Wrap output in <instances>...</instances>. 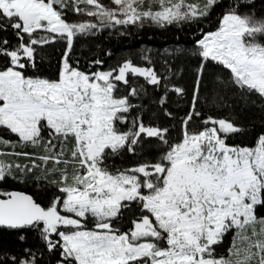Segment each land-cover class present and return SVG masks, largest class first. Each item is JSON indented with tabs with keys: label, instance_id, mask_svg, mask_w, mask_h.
<instances>
[{
	"label": "snow or ice",
	"instance_id": "6c2138e0",
	"mask_svg": "<svg viewBox=\"0 0 264 264\" xmlns=\"http://www.w3.org/2000/svg\"><path fill=\"white\" fill-rule=\"evenodd\" d=\"M0 133V264H264V0H0Z\"/></svg>",
	"mask_w": 264,
	"mask_h": 264
},
{
	"label": "trees",
	"instance_id": "16d2710c",
	"mask_svg": "<svg viewBox=\"0 0 264 264\" xmlns=\"http://www.w3.org/2000/svg\"><path fill=\"white\" fill-rule=\"evenodd\" d=\"M197 35V32L190 27H159L154 24H146L142 28L133 26L127 32L112 30L111 32L98 33L94 37L82 40L78 47L85 56L91 55L87 50L92 49L95 54L93 58L104 59L106 66L114 65L129 55L133 56L136 62L139 63L140 56L145 53L146 49H149L151 50L150 54L157 60V67H160L161 57L165 49L191 48ZM109 50L112 53L110 57L106 55ZM174 64L177 68L185 69L182 82L191 90L192 69L195 67V58L181 57L175 60ZM177 79H179V76ZM2 134L0 133V135ZM16 187L22 188L23 186L16 185Z\"/></svg>",
	"mask_w": 264,
	"mask_h": 264
},
{
	"label": "rangeland",
	"instance_id": "374dc122",
	"mask_svg": "<svg viewBox=\"0 0 264 264\" xmlns=\"http://www.w3.org/2000/svg\"><path fill=\"white\" fill-rule=\"evenodd\" d=\"M105 2H107V0H105Z\"/></svg>",
	"mask_w": 264,
	"mask_h": 264
}]
</instances>
